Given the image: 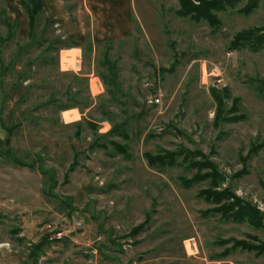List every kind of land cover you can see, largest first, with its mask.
I'll list each match as a JSON object with an SVG mask.
<instances>
[{
    "label": "rangeland",
    "instance_id": "rangeland-1",
    "mask_svg": "<svg viewBox=\"0 0 264 264\" xmlns=\"http://www.w3.org/2000/svg\"><path fill=\"white\" fill-rule=\"evenodd\" d=\"M121 1L117 27L115 5L52 0L29 37L22 0H0V137L12 128L10 150L36 162L0 152V264H264V46L232 47L264 27V0L217 26L180 0Z\"/></svg>",
    "mask_w": 264,
    "mask_h": 264
},
{
    "label": "trees",
    "instance_id": "trees-1",
    "mask_svg": "<svg viewBox=\"0 0 264 264\" xmlns=\"http://www.w3.org/2000/svg\"><path fill=\"white\" fill-rule=\"evenodd\" d=\"M180 1H181V8L179 10V13H181L182 15H185V16H191L195 20H200V19L207 20L213 26H217L221 23V19L219 18L217 12L219 13L221 11H225V10H227L228 6L235 5L237 2V0H200V5H195L194 2H192V0H180ZM22 5L25 8L26 13L28 15V35H29V37H33L35 28L38 26L39 17L44 11L43 3L41 2V0H22ZM255 5H257V0H251L250 4L243 11L247 12V11H249V9L252 10L251 7L255 6ZM6 24H8V28L10 29V32L13 31V24L15 26L19 25V23L17 21L12 23L11 20H9V19H6ZM262 29H264V27H252V28L240 31L237 34L236 39L233 41L232 47L233 48L240 47L241 45H243L245 43H247V45H249L253 49H257L259 47L264 46V35L259 33L260 31H262ZM24 48H25L24 46H21L22 50ZM105 57H106V62L110 63L111 60H110L109 56L105 55ZM14 64H15L14 61L11 60L8 63V66H13ZM119 127H121V125ZM115 129L119 130V132H117L116 135L123 136L124 138L127 137V134H125L124 129L121 130L118 127ZM6 131H7V136H5V138L3 140H0V142L6 143L7 150H5V149L3 150V148H0V152L4 153L7 157L12 158V160L18 165L28 166L30 168H35V166H36L35 161H31V162H28L26 160L24 161L21 158L15 156V153L10 150L9 144L11 143L13 129L12 128H6ZM101 145H104V144H101ZM127 145H128L127 143H120L116 140H113V142H112V146L116 148V152H118V153L127 154L128 148H129ZM147 157L149 158L150 164L155 165V163H156L155 160L159 157H162V156H161V154L147 153ZM184 159H188L187 154L184 155ZM193 164L197 168L204 167V168L209 169L210 171H213L214 173L217 171L214 164H212L208 160H204V162H196ZM72 168H73V166L71 167V169ZM42 172L45 174L44 171H42ZM218 174H220V172ZM207 175H210V174L208 173ZM52 186H54L53 181L49 182L48 187H52ZM209 192L210 191H208V194H209ZM211 195L214 196L215 194L213 193ZM231 197H234V202L228 203L227 206L225 207L226 210L229 211L230 209H232L233 205H236V206L239 205V207H241L243 205L244 202L235 198V196H233V195ZM213 199H214V197H213ZM221 209H223V208H221ZM236 215H237V212H236ZM140 228H141V226H140ZM42 238H43V240L41 242L34 245V247L36 249L42 248V244L45 242L44 239L46 241L51 242L48 239L47 235H45ZM225 241H229V240L227 239V240H224V242ZM234 243L237 245H244L245 241H243V240L235 241L234 240Z\"/></svg>",
    "mask_w": 264,
    "mask_h": 264
},
{
    "label": "crops",
    "instance_id": "crops-1",
    "mask_svg": "<svg viewBox=\"0 0 264 264\" xmlns=\"http://www.w3.org/2000/svg\"><path fill=\"white\" fill-rule=\"evenodd\" d=\"M56 1L57 0H55V2ZM80 1H83V3L94 2V3H99V4H102V5H105V4H110L111 6L115 5L116 10L114 12L110 11L108 13V18L116 19V21L114 22V26H117V27H118V22H117L118 18H120V19H118V21L121 24H126V22H127V18L129 16V8L126 7L123 4L124 2H122L121 0H80ZM41 2L43 3V6L46 9V11L49 13V16L52 17L54 15L53 13H56V11H57V9L55 8L56 5L53 6L52 0H41ZM128 4H129V2H128ZM86 9H88V8L86 7ZM59 20L62 21V20H64V18H60L57 21H59ZM113 32H116V31H115V29L113 30V28H111V29L108 30V32H104V33H106V34L109 33L111 35ZM84 33L85 32L81 31L80 34L77 37L78 38H81L82 36L86 37V35ZM117 34H120V33H118V31H117ZM92 37H94V35ZM0 123H1V117H0ZM4 138H5V136L3 138L0 137V140H3Z\"/></svg>",
    "mask_w": 264,
    "mask_h": 264
},
{
    "label": "built area",
    "instance_id": "built-area-1",
    "mask_svg": "<svg viewBox=\"0 0 264 264\" xmlns=\"http://www.w3.org/2000/svg\"><path fill=\"white\" fill-rule=\"evenodd\" d=\"M220 74L215 75L216 76V80L219 83H223V78L222 77H218ZM96 78V77H95ZM91 88H92V84H91ZM96 88L98 89V92H103L104 91V86L102 84L101 81L98 80V82H96ZM163 95L162 93L155 95V96H151L149 98V102L150 103H154V104H160L162 101ZM82 226V223H78L75 222V224L72 226L70 225L67 228H56L57 231H54L53 235L50 237L51 240H63L64 238L68 237L69 233H71L73 231V229H80L79 227ZM50 228H52L51 225H49ZM186 248H188L187 244L185 245ZM191 248V247H190ZM92 251L94 253H97V248H93Z\"/></svg>",
    "mask_w": 264,
    "mask_h": 264
}]
</instances>
